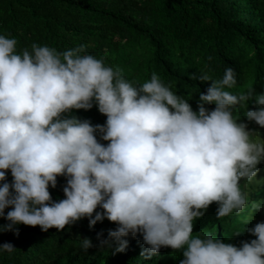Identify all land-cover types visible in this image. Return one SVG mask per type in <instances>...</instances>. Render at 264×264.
Listing matches in <instances>:
<instances>
[{
    "label": "clouds",
    "instance_id": "1",
    "mask_svg": "<svg viewBox=\"0 0 264 264\" xmlns=\"http://www.w3.org/2000/svg\"><path fill=\"white\" fill-rule=\"evenodd\" d=\"M85 49L33 43L18 53L17 40L0 35V217L8 221L0 232L19 235V224L62 231L83 218L92 228L107 219L116 228L97 239L115 252L139 235L145 260L168 247L182 250L180 264H264V222L247 228L256 238L239 247L193 232L213 203L218 219L249 208L247 187L264 161V138L245 119L264 128V93H233V68L213 79L205 66L191 77L211 82L193 110L155 72L137 84ZM94 105L104 124L71 114ZM238 108L244 119L234 114ZM60 176L64 198L56 201L49 189ZM262 208L264 201L251 200L244 225ZM80 247L94 245L85 237ZM15 249L0 244V251Z\"/></svg>",
    "mask_w": 264,
    "mask_h": 264
},
{
    "label": "trees",
    "instance_id": "2",
    "mask_svg": "<svg viewBox=\"0 0 264 264\" xmlns=\"http://www.w3.org/2000/svg\"><path fill=\"white\" fill-rule=\"evenodd\" d=\"M0 35L15 38L18 53L31 50L33 43L61 52L85 45L88 54L121 68L125 78L137 84L150 80L155 72L174 92L190 99L193 110L211 82L191 77L200 75L205 66L213 79L233 68L237 74L233 93L249 87L256 94L264 93V0H0ZM255 107L249 102L248 110ZM244 111L238 108L234 114L244 119ZM71 114L93 125L107 119L95 105ZM245 122L250 129L260 128L255 122ZM257 167V177L247 187L249 208L251 200L264 201V161ZM7 180L12 181L10 171ZM65 184V177H57V187L49 189L53 200L64 198ZM217 207L211 204L194 221V235L203 231L238 247L241 241L256 238L246 229L264 222V208L244 225L242 217L249 208L240 216L233 213L218 219ZM7 224L0 217V225ZM115 228L107 219L89 228L87 218L62 231L15 225L19 235L14 230L0 232V244L12 243L16 248L11 253L0 251V264H180L183 259L182 250L168 247L143 259L141 252L147 246L139 235L125 238L128 247L124 252H115V245L100 247L97 234L102 232L106 239L108 230ZM85 237L94 245L86 252L80 247Z\"/></svg>",
    "mask_w": 264,
    "mask_h": 264
},
{
    "label": "rangeland",
    "instance_id": "3",
    "mask_svg": "<svg viewBox=\"0 0 264 264\" xmlns=\"http://www.w3.org/2000/svg\"><path fill=\"white\" fill-rule=\"evenodd\" d=\"M257 130L259 131L261 138H264V128H258Z\"/></svg>",
    "mask_w": 264,
    "mask_h": 264
},
{
    "label": "bare ground",
    "instance_id": "4",
    "mask_svg": "<svg viewBox=\"0 0 264 264\" xmlns=\"http://www.w3.org/2000/svg\"><path fill=\"white\" fill-rule=\"evenodd\" d=\"M230 217V216H229Z\"/></svg>",
    "mask_w": 264,
    "mask_h": 264
}]
</instances>
